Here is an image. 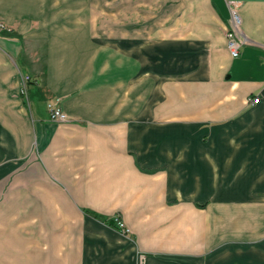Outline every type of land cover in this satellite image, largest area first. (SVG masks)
Returning <instances> with one entry per match:
<instances>
[{
	"label": "crops",
	"instance_id": "obj_1",
	"mask_svg": "<svg viewBox=\"0 0 264 264\" xmlns=\"http://www.w3.org/2000/svg\"><path fill=\"white\" fill-rule=\"evenodd\" d=\"M0 264H264V0H0Z\"/></svg>",
	"mask_w": 264,
	"mask_h": 264
},
{
	"label": "built area",
	"instance_id": "obj_2",
	"mask_svg": "<svg viewBox=\"0 0 264 264\" xmlns=\"http://www.w3.org/2000/svg\"><path fill=\"white\" fill-rule=\"evenodd\" d=\"M230 12V27L225 32L226 47L228 49L229 55L232 58L239 56L241 46L246 43V39L241 30L240 17L233 6L229 7ZM33 81V78L28 74L21 75L19 93L22 96L26 95L28 85ZM251 104H256L259 102V97H254L248 99ZM47 110L49 112V117L53 121H65L67 119L66 115L52 102L47 103ZM113 223L116 224V229L122 235H127L129 233L128 227L123 223V221L116 216Z\"/></svg>",
	"mask_w": 264,
	"mask_h": 264
},
{
	"label": "rangeland",
	"instance_id": "obj_3",
	"mask_svg": "<svg viewBox=\"0 0 264 264\" xmlns=\"http://www.w3.org/2000/svg\"><path fill=\"white\" fill-rule=\"evenodd\" d=\"M116 216H118V215H116ZM129 229V228H128ZM120 233V232H119ZM130 234V230H129V233L127 234V235H129Z\"/></svg>",
	"mask_w": 264,
	"mask_h": 264
},
{
	"label": "water",
	"instance_id": "obj_4",
	"mask_svg": "<svg viewBox=\"0 0 264 264\" xmlns=\"http://www.w3.org/2000/svg\"><path fill=\"white\" fill-rule=\"evenodd\" d=\"M111 223H112V221H111Z\"/></svg>",
	"mask_w": 264,
	"mask_h": 264
}]
</instances>
